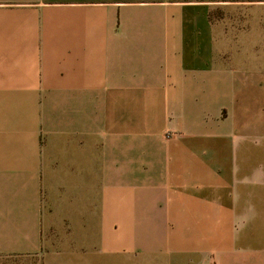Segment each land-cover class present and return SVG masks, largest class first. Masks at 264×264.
Returning <instances> with one entry per match:
<instances>
[{
    "label": "crops",
    "instance_id": "obj_1",
    "mask_svg": "<svg viewBox=\"0 0 264 264\" xmlns=\"http://www.w3.org/2000/svg\"><path fill=\"white\" fill-rule=\"evenodd\" d=\"M59 246L264 264V0H0V255Z\"/></svg>",
    "mask_w": 264,
    "mask_h": 264
},
{
    "label": "rangeland",
    "instance_id": "obj_2",
    "mask_svg": "<svg viewBox=\"0 0 264 264\" xmlns=\"http://www.w3.org/2000/svg\"><path fill=\"white\" fill-rule=\"evenodd\" d=\"M67 259L66 248L59 246L45 259L37 255H0V264H67Z\"/></svg>",
    "mask_w": 264,
    "mask_h": 264
}]
</instances>
